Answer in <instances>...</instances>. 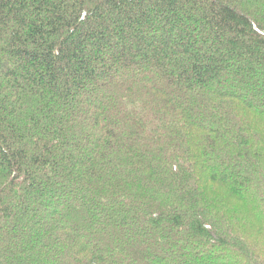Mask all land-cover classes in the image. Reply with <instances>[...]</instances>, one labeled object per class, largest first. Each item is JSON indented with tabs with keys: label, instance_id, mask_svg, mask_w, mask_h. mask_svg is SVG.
<instances>
[{
	"label": "trees",
	"instance_id": "obj_1",
	"mask_svg": "<svg viewBox=\"0 0 264 264\" xmlns=\"http://www.w3.org/2000/svg\"><path fill=\"white\" fill-rule=\"evenodd\" d=\"M0 264H264V0H0Z\"/></svg>",
	"mask_w": 264,
	"mask_h": 264
},
{
	"label": "rangeland",
	"instance_id": "obj_2",
	"mask_svg": "<svg viewBox=\"0 0 264 264\" xmlns=\"http://www.w3.org/2000/svg\"><path fill=\"white\" fill-rule=\"evenodd\" d=\"M66 210V209H65Z\"/></svg>",
	"mask_w": 264,
	"mask_h": 264
}]
</instances>
